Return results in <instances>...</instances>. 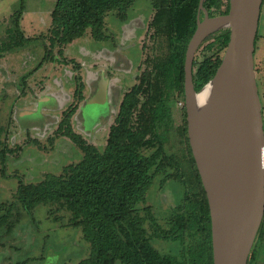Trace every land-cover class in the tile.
<instances>
[{"label":"trees","instance_id":"16d2710c","mask_svg":"<svg viewBox=\"0 0 264 264\" xmlns=\"http://www.w3.org/2000/svg\"><path fill=\"white\" fill-rule=\"evenodd\" d=\"M135 1L55 0L47 32L34 38L27 37L21 30L24 0H20L19 9L10 17L5 36L0 39V51L3 54L11 53L34 42L40 45L42 57L32 71L21 77L22 86L44 64L72 66L75 83L72 101L61 113V119L47 141L52 147L64 140L81 152V158L66 165L58 176L47 174L38 183H20L17 201L29 215L38 207L48 205H55L69 213V224L82 230L91 249L90 258L81 264H177L174 258L161 257L154 252L146 236L145 222L149 223L154 238L177 241L185 232L188 233L195 243L187 252V263L212 264L208 205L188 144L184 106L183 135L189 166L187 176H175L181 187L182 203L179 211L170 215L168 228L160 227L150 212H146L145 217L137 212V206L145 203L155 176L162 172L167 163L172 165V160L164 153L169 131V122L165 118L169 117L170 101L184 95L185 52L197 26L200 0H149L153 15L146 29L152 31L148 39H161L149 47L151 54H147L144 59L145 68L138 83L123 94L114 121L108 129L103 151L83 138L71 121L82 99L83 85L79 74L80 65L64 56L67 46L83 37L86 31H90L93 41H103L105 15L118 11L126 16V10ZM263 3L264 0L262 6ZM222 6L224 9L218 14L224 15L229 8L228 0L203 2L209 17L214 14L212 7L219 10ZM200 16H203L202 12ZM228 37L229 30L226 29L216 37H206L202 43L207 42V48L217 44L224 50ZM257 39L258 32L255 46ZM141 48H144V43ZM156 51L159 53L154 56ZM217 69L218 62L204 59L198 63L193 60L194 90L198 92L208 83ZM262 83L264 90V73ZM257 85H260L258 80ZM25 94L22 90L21 96ZM262 97L259 94L263 112ZM25 143L14 144V149H23L28 144ZM30 145L39 146V143L31 140ZM10 148L2 141L0 129L2 166L6 163L7 155L12 153ZM146 150L151 152L146 155ZM3 222L4 217L0 216V224ZM263 230L264 217L257 234ZM256 261V250L252 249L247 264H255ZM28 262V259L17 260L15 264Z\"/></svg>","mask_w":264,"mask_h":264},{"label":"rangeland","instance_id":"374dc122","mask_svg":"<svg viewBox=\"0 0 264 264\" xmlns=\"http://www.w3.org/2000/svg\"><path fill=\"white\" fill-rule=\"evenodd\" d=\"M54 3L55 0H24V14L20 21L24 35L37 38L40 33L47 32ZM19 6L20 0H0V39L5 36L10 17ZM223 9L224 6L219 10L212 7L213 17L223 15L218 14ZM152 15L149 0H136L126 10V16L118 11L105 15L103 41H93L90 31H86L64 52L66 58H72L80 65L83 85L82 99L71 121L82 137L99 151L104 149L108 129L123 94L138 83L145 68L144 59L151 54L149 47L161 39H148L152 31L146 29ZM226 29L220 28L209 36L216 37ZM257 32L254 68L264 104L261 84L264 73V3ZM206 45L207 42L200 44L194 60L200 63L208 59L212 63L218 62L219 67L225 49H220L217 44L212 48ZM158 53L156 51L153 55ZM41 57L42 49L36 42L11 53L3 54L0 51V129L2 141L12 150L7 155L5 165L0 163V216L4 217V222L0 224V264H15L17 260L25 259L29 261L27 264H81L90 258L91 253L82 230L69 224V213L55 205H48L38 207L29 215L17 201L20 183L35 184L47 174L58 176L66 165L81 158V152L70 143L63 140L51 147L47 141L61 119V113L72 101L75 86L72 66L39 68L27 78L25 86L20 84L21 77L32 71ZM22 90L32 91L23 98ZM183 106V97L172 99L169 103L170 118H165L169 122V131L164 153L172 160V165L167 163L162 172L155 176L145 203L137 206L141 217L150 212L158 225L164 228L169 227L167 221L170 215L178 212L182 203L181 187L175 176L188 175ZM262 115L264 122V109ZM31 140L38 142L39 146L30 145ZM25 142L28 144L23 149H14V144L23 145ZM150 152L146 150L144 154ZM145 229L154 252L161 257L174 258L177 264H188L187 252L195 243L193 237L185 232L180 240H166L154 238L148 222H145ZM252 249L257 254L255 264H264V230L256 235Z\"/></svg>","mask_w":264,"mask_h":264},{"label":"water","instance_id":"95a60500","mask_svg":"<svg viewBox=\"0 0 264 264\" xmlns=\"http://www.w3.org/2000/svg\"><path fill=\"white\" fill-rule=\"evenodd\" d=\"M203 2L184 59L186 134L207 200L212 264H247L264 217V124L254 68L263 0H228L227 13L216 17L208 16ZM223 24L228 43L210 81L222 73L230 82L197 122L195 96L210 81L194 90V55L207 32Z\"/></svg>","mask_w":264,"mask_h":264},{"label":"bare ground","instance_id":"6f19581e","mask_svg":"<svg viewBox=\"0 0 264 264\" xmlns=\"http://www.w3.org/2000/svg\"><path fill=\"white\" fill-rule=\"evenodd\" d=\"M227 24H223L214 28H211L207 33H212L220 28L226 27ZM230 82L229 78H225L222 73L206 84L195 96L194 100V115L195 120L199 122L210 110L213 103L223 91L225 86Z\"/></svg>","mask_w":264,"mask_h":264},{"label":"crops","instance_id":"0c3cea01","mask_svg":"<svg viewBox=\"0 0 264 264\" xmlns=\"http://www.w3.org/2000/svg\"><path fill=\"white\" fill-rule=\"evenodd\" d=\"M76 41V40H75ZM74 41V42H75ZM73 42V43H74ZM70 46V45H69ZM68 47V46H67ZM67 49V48H66ZM78 63V62H77ZM46 66H51V67H53V68H56V67H58L59 65L58 64H44L41 68H43V67H46ZM40 68V69H41ZM80 74V73H79ZM30 91H32V90H27V91H25L26 92V95L23 97V98H26V97H28L29 95H30ZM74 125V124H73ZM74 127H75V125H74ZM76 129V128H75ZM80 133V132H79ZM59 143H61V141H58Z\"/></svg>","mask_w":264,"mask_h":264}]
</instances>
